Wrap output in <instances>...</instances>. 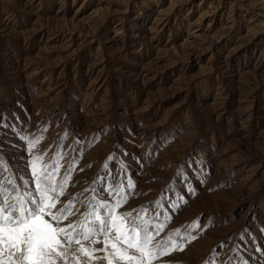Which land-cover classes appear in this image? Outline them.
Listing matches in <instances>:
<instances>
[{"label": "rangeland", "instance_id": "374dc122", "mask_svg": "<svg viewBox=\"0 0 264 264\" xmlns=\"http://www.w3.org/2000/svg\"><path fill=\"white\" fill-rule=\"evenodd\" d=\"M34 160L69 177L64 223L126 195L157 240L196 237L152 264H264V0H0L10 199Z\"/></svg>", "mask_w": 264, "mask_h": 264}, {"label": "snow or ice", "instance_id": "6c2138e0", "mask_svg": "<svg viewBox=\"0 0 264 264\" xmlns=\"http://www.w3.org/2000/svg\"><path fill=\"white\" fill-rule=\"evenodd\" d=\"M36 160L32 164L35 196L29 193L25 199L17 193L10 199L7 190L0 189V264H69L70 260L72 264L99 260L107 264H152L159 257L184 251L187 243L196 239L192 235L188 241L178 242L169 234L157 240L164 224L150 229L151 222L143 216L117 211L122 203H127L126 195L115 204L98 202L99 208L106 209L105 215L93 211L84 213L83 220L64 223L76 214L73 200L61 203L60 199L69 177L58 185L54 173L59 168L47 172L48 165L38 168ZM128 186L134 187L131 182ZM90 216L92 220L88 219ZM191 227L198 228L199 223L193 222ZM175 235H179V230ZM83 241H90L92 246L86 247ZM98 243L103 247H94ZM73 245L78 247L73 250ZM97 252L104 255H95Z\"/></svg>", "mask_w": 264, "mask_h": 264}]
</instances>
